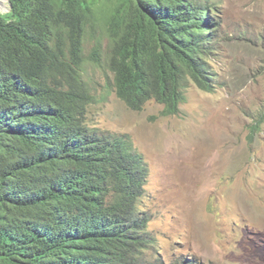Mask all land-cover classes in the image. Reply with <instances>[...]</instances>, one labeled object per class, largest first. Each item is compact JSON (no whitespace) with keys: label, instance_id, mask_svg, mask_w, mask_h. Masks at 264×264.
Returning a JSON list of instances; mask_svg holds the SVG:
<instances>
[{"label":"trees","instance_id":"1","mask_svg":"<svg viewBox=\"0 0 264 264\" xmlns=\"http://www.w3.org/2000/svg\"><path fill=\"white\" fill-rule=\"evenodd\" d=\"M0 9V264H199L145 258L148 163L127 135L85 123V37L131 110L175 115L188 80L212 90L219 7L210 0H8ZM99 47V44H98ZM210 75V76H209ZM259 125L256 122L254 130Z\"/></svg>","mask_w":264,"mask_h":264},{"label":"rangeland","instance_id":"2","mask_svg":"<svg viewBox=\"0 0 264 264\" xmlns=\"http://www.w3.org/2000/svg\"><path fill=\"white\" fill-rule=\"evenodd\" d=\"M99 1L97 11L110 8ZM210 1L219 7L206 58L212 90L188 80L178 114L163 115L154 99L131 110L115 93L109 41L97 31L83 44L85 123L127 135L148 163L142 210L159 242L146 259L264 264V0Z\"/></svg>","mask_w":264,"mask_h":264},{"label":"clouds","instance_id":"3","mask_svg":"<svg viewBox=\"0 0 264 264\" xmlns=\"http://www.w3.org/2000/svg\"><path fill=\"white\" fill-rule=\"evenodd\" d=\"M8 1V0H7ZM3 4H4V0H3ZM8 5L9 6H7V9H4V7H0V9L2 10V11H7L9 8H10V6H11V3L8 1Z\"/></svg>","mask_w":264,"mask_h":264},{"label":"water","instance_id":"4","mask_svg":"<svg viewBox=\"0 0 264 264\" xmlns=\"http://www.w3.org/2000/svg\"><path fill=\"white\" fill-rule=\"evenodd\" d=\"M4 7L3 0H0V7Z\"/></svg>","mask_w":264,"mask_h":264}]
</instances>
